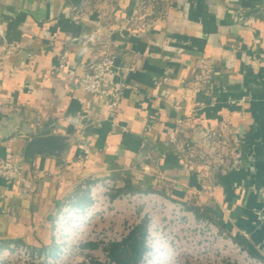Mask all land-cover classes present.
I'll return each instance as SVG.
<instances>
[{"label":"crops","instance_id":"crops-1","mask_svg":"<svg viewBox=\"0 0 264 264\" xmlns=\"http://www.w3.org/2000/svg\"><path fill=\"white\" fill-rule=\"evenodd\" d=\"M81 1L0 0V154L28 177L0 180V247L43 249L60 208L89 202L82 185L111 178L182 202L264 260V0H164L141 30L121 27L137 0H91L83 20L71 12ZM103 53L119 60L103 78L121 87L112 113L78 80ZM218 123L240 157L224 174L176 147ZM49 134L62 150L25 154Z\"/></svg>","mask_w":264,"mask_h":264},{"label":"built area","instance_id":"built-area-1","mask_svg":"<svg viewBox=\"0 0 264 264\" xmlns=\"http://www.w3.org/2000/svg\"><path fill=\"white\" fill-rule=\"evenodd\" d=\"M163 1L137 0L132 15L121 27L141 30L161 20ZM90 2L82 0L73 5L72 16L81 20L88 17L92 12ZM100 40L99 35L85 38V42ZM65 57V52L58 54L59 68L64 66ZM114 61L113 55L103 53L85 64L78 77L84 91L108 98L111 113L118 106L121 87L105 86L103 78L114 71ZM204 78L203 74L198 77ZM12 109L11 105L2 107V111ZM78 147L89 152L84 143ZM176 147L192 151L200 165L220 174L240 162L236 142L225 123L203 129L194 144L184 140L176 142ZM0 180L6 184L28 183L21 165L1 154ZM124 185V181L111 178L84 183L89 202L83 207L65 203L52 222L51 242L57 246L53 255L48 249L11 242L0 248V264H115L109 257V244L122 241L141 222H145L144 249L136 264H264L213 221L197 215L182 202L157 192L124 191Z\"/></svg>","mask_w":264,"mask_h":264},{"label":"trees","instance_id":"trees-1","mask_svg":"<svg viewBox=\"0 0 264 264\" xmlns=\"http://www.w3.org/2000/svg\"><path fill=\"white\" fill-rule=\"evenodd\" d=\"M130 181L125 180L124 191H137ZM145 222H141L120 242L108 246L109 257L115 264H136L144 249ZM92 264H104L93 261Z\"/></svg>","mask_w":264,"mask_h":264},{"label":"water","instance_id":"water-1","mask_svg":"<svg viewBox=\"0 0 264 264\" xmlns=\"http://www.w3.org/2000/svg\"><path fill=\"white\" fill-rule=\"evenodd\" d=\"M115 65H118L119 60L115 59ZM65 142L61 137L56 135H43L35 136L30 138L25 145V154L32 155L35 152V149L40 147L43 150H46L49 153L54 152L57 149L62 150L64 148Z\"/></svg>","mask_w":264,"mask_h":264},{"label":"rangeland","instance_id":"rangeland-1","mask_svg":"<svg viewBox=\"0 0 264 264\" xmlns=\"http://www.w3.org/2000/svg\"><path fill=\"white\" fill-rule=\"evenodd\" d=\"M196 213H197V211H196ZM198 215V214H197ZM8 244L7 243H4V245L3 246H1V247H6ZM0 247V248H1ZM43 249H48L49 251H50V253L53 255L54 254V252L56 251V249H57V246L54 244V243H52V242H50L46 247H44ZM42 249V250H43Z\"/></svg>","mask_w":264,"mask_h":264}]
</instances>
